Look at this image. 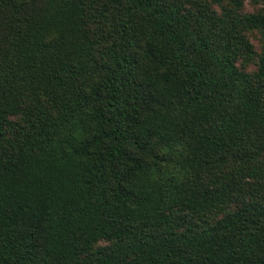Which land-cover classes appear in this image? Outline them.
I'll return each mask as SVG.
<instances>
[{
	"label": "trees",
	"instance_id": "16d2710c",
	"mask_svg": "<svg viewBox=\"0 0 264 264\" xmlns=\"http://www.w3.org/2000/svg\"><path fill=\"white\" fill-rule=\"evenodd\" d=\"M247 2L0 0V264H264Z\"/></svg>",
	"mask_w": 264,
	"mask_h": 264
},
{
	"label": "rangeland",
	"instance_id": "374dc122",
	"mask_svg": "<svg viewBox=\"0 0 264 264\" xmlns=\"http://www.w3.org/2000/svg\"><path fill=\"white\" fill-rule=\"evenodd\" d=\"M225 5H226V2H225ZM242 13L243 14L264 13V4H253V3L247 2ZM247 38L250 41L253 53L251 57H249L246 62L244 63L242 62V64H243L245 71L250 74V85H252L253 89L260 90L261 92L260 95L262 98L261 101L262 103H264V79H259L258 73H257L259 70V61L261 57L264 55V35L258 31H248ZM242 64H239V66L242 67ZM262 155L264 156V153ZM258 182L260 181H256L254 182V184ZM262 183L264 184L263 179H262ZM261 193L264 196V190L261 189ZM215 219H216V215L212 218V220H215Z\"/></svg>",
	"mask_w": 264,
	"mask_h": 264
}]
</instances>
